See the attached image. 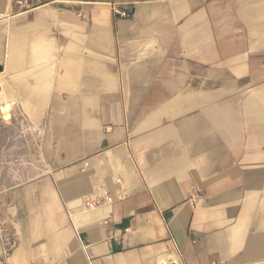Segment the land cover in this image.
<instances>
[{"label": "crops", "instance_id": "1", "mask_svg": "<svg viewBox=\"0 0 264 264\" xmlns=\"http://www.w3.org/2000/svg\"><path fill=\"white\" fill-rule=\"evenodd\" d=\"M15 1L0 124L46 165L0 183L9 264H264V0Z\"/></svg>", "mask_w": 264, "mask_h": 264}, {"label": "rangeland", "instance_id": "2", "mask_svg": "<svg viewBox=\"0 0 264 264\" xmlns=\"http://www.w3.org/2000/svg\"><path fill=\"white\" fill-rule=\"evenodd\" d=\"M16 5V1H15ZM17 6V5H16ZM3 18V17H2ZM4 20H0V23L2 24ZM9 21H5L6 25ZM2 79V80H1ZM2 84L4 85L5 78H1ZM5 99L7 102L8 99L5 94V90L3 91ZM4 101V100H1ZM10 102V101H9ZM3 103V102H2ZM13 103H10L12 107ZM1 105V104H0ZM12 114V113H11ZM25 133H33L35 134L34 138L35 140L32 142L29 141H17L16 140V127L14 126H8L4 127L0 124V183L6 185L10 184V181H15V177L22 176L21 169L25 170V174L23 175V181H28L31 179V176H37L36 174H29L28 170L33 169V167H43L46 165L45 157L42 153V138H43V131L39 129H34L31 127H25L24 128ZM32 153H31V151ZM18 151L21 153L16 154ZM30 151V152H29ZM18 155V156H17ZM27 168H29L27 170ZM42 170V169H41ZM43 173L42 171L38 172ZM6 189H3L1 191H5ZM0 191V192H1Z\"/></svg>", "mask_w": 264, "mask_h": 264}, {"label": "built area", "instance_id": "3", "mask_svg": "<svg viewBox=\"0 0 264 264\" xmlns=\"http://www.w3.org/2000/svg\"><path fill=\"white\" fill-rule=\"evenodd\" d=\"M16 5L19 7H25L24 0H16ZM113 13L119 17H127L129 12L128 10L123 9L121 6L113 5ZM6 104L1 103L0 105V118L4 121H9L11 118V114L9 112L10 117H6ZM12 109V107H11ZM10 109V110H11ZM117 184L121 183V180H116ZM101 191L99 190V193ZM122 197H119L121 199ZM115 202V199L109 195L108 193H101V195L94 199H88L85 201V207L88 210H95L102 208L104 206L111 205ZM122 234L121 230H117L113 232L114 238H118ZM17 248V242L13 239L8 233V220L3 218L0 214V264H9V260L13 255V252ZM156 264H181L178 257L170 256L165 258H160Z\"/></svg>", "mask_w": 264, "mask_h": 264}, {"label": "bare ground", "instance_id": "4", "mask_svg": "<svg viewBox=\"0 0 264 264\" xmlns=\"http://www.w3.org/2000/svg\"><path fill=\"white\" fill-rule=\"evenodd\" d=\"M251 23V22H250ZM6 33V32H5ZM4 35V34H3ZM6 35V34H5ZM2 37V36H1ZM4 38V37H3ZM7 39V38H6ZM259 61V60H258ZM6 72L5 73H0V77L1 78H6ZM2 80V79H1ZM1 83H2V81H1ZM2 86H3V90L2 91H0V92H3L4 91V85L2 84ZM11 90V89H10ZM10 103L11 102H9V101H7V102H4V104H6V108L4 107V110L7 112L5 115H6V117H10V115H9V112H10V114L12 113V109H11V105H10ZM11 109V110H10ZM12 118V117H11ZM11 118H10V120H11Z\"/></svg>", "mask_w": 264, "mask_h": 264}, {"label": "water", "instance_id": "5", "mask_svg": "<svg viewBox=\"0 0 264 264\" xmlns=\"http://www.w3.org/2000/svg\"><path fill=\"white\" fill-rule=\"evenodd\" d=\"M2 69L0 68V71H1Z\"/></svg>", "mask_w": 264, "mask_h": 264}]
</instances>
